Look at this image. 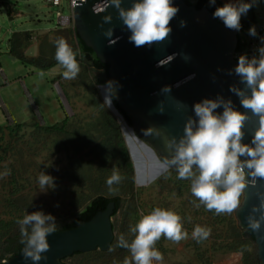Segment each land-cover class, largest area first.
I'll return each mask as SVG.
<instances>
[{"label":"rangeland","instance_id":"1","mask_svg":"<svg viewBox=\"0 0 264 264\" xmlns=\"http://www.w3.org/2000/svg\"><path fill=\"white\" fill-rule=\"evenodd\" d=\"M48 1L0 0V172L11 170L0 177V256L5 253L6 242L21 236L17 220L26 214L25 210L51 213L58 229L71 223L93 198L118 196L121 206L111 218L113 240L109 249L73 254L62 260L64 264H123L126 257L131 260L129 250L116 248L118 238L124 234L130 240V225L154 207L177 212L189 233L179 242L162 235L155 247L164 258L154 264H242L243 255L230 250L236 241V229L242 231L235 212L216 215L203 205L196 207L190 181L177 179L174 168L169 169L170 176L158 173L150 178V152L123 116L102 104V73L77 55L80 72L76 78L62 77L53 41L63 37L76 50L70 0H60L59 6ZM262 8V0H256L251 11L256 16ZM57 11L68 17V22H57ZM248 14L249 10L242 14L240 22ZM109 118L118 124L139 171L145 165L143 173L133 169L130 177L117 153L110 151ZM114 169L122 180L113 185V192L106 179ZM42 172L54 177V188H40L37 178ZM197 224L211 228V235L201 242L190 235ZM245 250L253 254L255 246Z\"/></svg>","mask_w":264,"mask_h":264},{"label":"clouds","instance_id":"2","mask_svg":"<svg viewBox=\"0 0 264 264\" xmlns=\"http://www.w3.org/2000/svg\"><path fill=\"white\" fill-rule=\"evenodd\" d=\"M209 3L215 4L216 0H209ZM254 3L256 0H227L216 6L212 15L219 18L226 27L238 31L241 28L242 14H246ZM101 6L103 10L109 6L117 9L122 25L130 32L128 40L135 46H151L166 38L171 32L169 21L179 11L173 0H131L129 7L122 6V0H100L95 10L99 11ZM111 19V14L102 17L104 22ZM180 23L183 26L185 21L181 20ZM100 27L103 28V24ZM248 32L250 35H257L255 26H250ZM103 35L110 38L108 44L115 43L118 39L113 38L111 26L103 30ZM260 39L262 43L258 47L259 55H239L237 64L230 70L238 75L246 89H250L248 94L244 88L230 85V91L239 97L240 104L258 117L251 142H242L245 135L243 125L249 118L247 112L236 109L231 99L219 95L215 99L202 98L194 102V116L189 115L185 121L183 135L166 140L171 155L159 163L160 174L170 176L172 173L169 169L174 168L177 179L189 180L190 192L197 198L195 206L203 205L216 215L232 214L242 208L246 200V186H255L257 177L264 178V36ZM53 42L56 45L55 59L63 69L62 77L67 80L75 79L80 72L76 59L78 50H74L63 37ZM171 59L172 56H169L168 60ZM159 63L164 64L161 61ZM118 86V82L111 79L101 86L104 89L102 104L107 108L112 106ZM161 90L169 91V88L164 86ZM218 107H222L221 112L215 111ZM143 131L145 135L159 134L153 126ZM10 172V169L5 168L0 172V177L9 175ZM37 180L43 191L55 187L54 177L46 172H42ZM121 180V174L114 169L106 179L109 191H116L113 185L119 184ZM257 197L259 203L252 204L245 216V230L251 229L253 232H258L264 224V191L257 192ZM25 212L17 220L21 242L24 244L23 255L36 262L42 259V252L49 248L47 235L56 231V218L43 210ZM129 231L132 233L131 240L124 234L118 238V246L128 249L131 254V260L126 257L123 264L162 262L163 253L155 247L162 235L173 242L189 237L188 231L183 228L182 217L177 212L162 207H154L147 214H142L130 225ZM190 235L192 239L201 242L211 235V228L197 224ZM243 248L239 252L241 256Z\"/></svg>","mask_w":264,"mask_h":264},{"label":"water","instance_id":"3","mask_svg":"<svg viewBox=\"0 0 264 264\" xmlns=\"http://www.w3.org/2000/svg\"><path fill=\"white\" fill-rule=\"evenodd\" d=\"M74 1L71 16L75 33L97 59L108 66L107 81L118 82L113 100L129 120V128L138 134L140 144L150 152L147 163L150 178L160 173V161L171 155L166 140L183 135L185 121L189 115L194 116V102L202 98L215 99L219 95L231 99L236 109L247 112L249 118L243 125L242 142H251L258 117L244 108L239 97L230 91V85H236L250 94V89L245 88L238 75L230 71L238 62L233 58L237 47L235 29H229L220 19H215L205 7L196 9L193 2L173 0L179 11L169 21L171 32L168 36L151 46H135L128 40L130 32L122 25L115 7L103 10L101 6L97 11L100 0ZM130 5L131 0H122V6ZM105 14H111L112 19L102 21ZM181 20L185 21L183 26ZM110 26L113 27V38L118 37L112 44H108L110 38L103 35V30ZM169 56H172L171 60H168ZM164 86H168L169 91H162ZM56 89L66 107L62 92ZM111 107L121 116L113 103ZM215 111L221 112L222 107ZM150 126L159 134L145 135L143 130ZM128 153L134 172L143 173L145 165L139 171L130 147ZM259 191H264V178L257 177L255 186H246V200L235 212V217L244 236L253 241L257 264H264V224L258 232L245 230V216L252 204L259 203ZM113 210L114 203L110 202L90 220L77 221L71 229L48 234L49 248L42 252L39 261L25 258L22 244L16 255L0 264H64L62 260L75 253L107 251L113 240Z\"/></svg>","mask_w":264,"mask_h":264},{"label":"trees","instance_id":"4","mask_svg":"<svg viewBox=\"0 0 264 264\" xmlns=\"http://www.w3.org/2000/svg\"><path fill=\"white\" fill-rule=\"evenodd\" d=\"M183 1L188 3V4L190 3V1H188V0H183ZM222 4H223V2H221L220 0H216L215 4H210L209 0H194L193 1V5L196 9H201L202 7H205L211 14L213 13L216 6H219ZM215 19L219 20V18H215ZM254 19H255V16H254L253 12L251 11V8H249L248 17L244 20V22H240V23L250 24L252 21H254ZM74 35H75V42H76V50H78L77 55H79L80 58L90 62L91 66L95 70H99L102 73V78H100L99 84L104 85L105 82L107 81L108 66L105 64H102L97 59V57L95 56L93 51L83 44V42L76 35L75 32H74ZM10 50L12 53V48ZM23 62H25V61H23ZM28 63L35 65L33 62H28ZM35 66H37V65H35ZM37 67L40 68L39 66H37ZM112 103H113L114 107L119 111V113L123 116L126 123L129 126H131L129 120L124 115V113L118 108V105L116 104V102L114 100H112ZM67 118L68 117H66V119ZM66 119L64 121H66ZM17 126L20 127V125H17ZM107 126L111 127V130H112L109 134V139H108V142L113 147V148L111 147L110 151L112 153H117L118 157L126 165L128 171L130 173V177H131V173L133 170L132 163H131L128 151H127L125 144L123 142V139L120 136L118 124L115 122L114 118H109ZM110 202L114 203V210H113V214H112V217H114L117 214V211L119 210V208L121 206L120 197L114 196V197L108 198V197H104V196H97V197L93 198L89 202V204L84 207V209L81 212L78 213V215L75 217V219L71 223L62 225L60 228L56 229V231L71 229L73 227V225L75 224V222H77V221H88V220H90L97 212L103 211L106 208L107 204ZM112 228H113V226H112ZM236 231H237L236 241L233 242L230 250L232 249V251L240 252L242 250L243 246L246 245L247 247L243 248L242 264H257L255 251L253 250V254H249L247 252V250H245L249 247L254 248L253 241L249 238H246L242 231H239L238 229H236ZM22 244L23 243L21 242V236H16V237H14V239L6 242L5 253H3L0 256V263H1V260L4 259L6 254H9V256L6 257V261L9 260L12 256L16 255L19 252ZM116 248L120 251L128 250L126 248L119 247L118 242L116 243ZM244 251H246V252H244ZM75 254H77V253H75Z\"/></svg>","mask_w":264,"mask_h":264},{"label":"built area","instance_id":"5","mask_svg":"<svg viewBox=\"0 0 264 264\" xmlns=\"http://www.w3.org/2000/svg\"><path fill=\"white\" fill-rule=\"evenodd\" d=\"M48 3L52 6H59L60 0H49ZM75 6V1L70 0L69 8L71 10V15L73 8ZM262 9L261 11L255 16L254 21L250 24H242L241 28L237 32V47L233 52L234 60L238 61V56L241 54H246L249 57L254 55H259L258 47L261 45L262 41L260 37L264 36V0H262ZM57 22H68V17H64L60 11L56 12ZM72 18V16H71ZM250 26H255L257 35L253 36L250 35L248 29Z\"/></svg>","mask_w":264,"mask_h":264}]
</instances>
